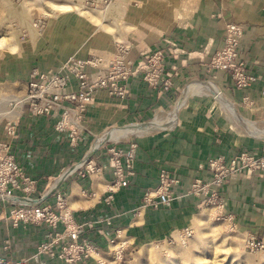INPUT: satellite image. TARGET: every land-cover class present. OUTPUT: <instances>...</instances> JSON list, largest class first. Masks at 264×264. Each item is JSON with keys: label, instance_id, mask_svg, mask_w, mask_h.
<instances>
[{"label": "crops", "instance_id": "crops-1", "mask_svg": "<svg viewBox=\"0 0 264 264\" xmlns=\"http://www.w3.org/2000/svg\"><path fill=\"white\" fill-rule=\"evenodd\" d=\"M95 13L99 21L107 22L106 28L104 23L88 20L82 15L75 16L68 24L70 16L64 17L65 21L57 18L58 21L51 20L46 24L40 36L31 34L12 56L4 61L0 56V112L8 109L13 97L26 92L34 69L56 70L73 56L82 59L92 55L109 57L117 42L132 47L130 55L134 60L144 49L161 47L170 51L165 66L175 75L174 86L167 93H159L137 75L129 80V95L124 99L111 97L105 91L97 92L83 123L85 139L75 148L54 132V119L12 112L13 117L18 116V134L10 138L4 129L6 118H2L0 142L11 145L12 153L27 175L38 181V193L33 195L34 198L40 196L54 177L82 162L96 139L108 130L147 123L160 113L169 115L172 112L169 109L176 107L185 86L191 81L214 84L233 104L231 110L227 108L233 115L264 130V0H115L106 14ZM229 23L244 28L239 52L250 72L258 76L250 90L236 88L229 74L208 67L212 57L224 45ZM247 95L254 102L251 107L242 104ZM202 96L206 95H194L186 100L173 128L138 134L136 177L116 192L112 209L100 201L112 181L107 171L87 179L77 174L65 176L61 188L76 219L110 217L113 228L104 226L107 235L119 228L131 246L140 247L165 240L176 230L193 228L203 214H200L199 201L193 197L179 198L169 208L156 210L142 206L146 191L158 185L159 171L166 169L178 177L180 185L176 193L182 194L188 191L195 178L211 177L207 169L210 158L218 155L230 158L242 151L264 156V137L241 132L239 121ZM134 135L137 134L129 137ZM95 159L100 165L107 163L103 152L96 154ZM83 190L89 195L84 196ZM222 197L225 212L233 216L238 232L264 238V173L231 179L223 188ZM11 208L9 202L0 200V240L12 242L11 249L6 252L8 257L30 258L48 228L12 227L6 219ZM89 238L105 245V238L97 236L96 232ZM0 253H4L2 248ZM42 259L47 260V264H63L45 256Z\"/></svg>", "mask_w": 264, "mask_h": 264}, {"label": "built area", "instance_id": "built-area-1", "mask_svg": "<svg viewBox=\"0 0 264 264\" xmlns=\"http://www.w3.org/2000/svg\"><path fill=\"white\" fill-rule=\"evenodd\" d=\"M81 8L107 12L115 0H73ZM46 22L35 24L39 30L44 29ZM244 35V28L234 23L226 26L223 47L212 57L210 70L223 71L231 77L236 88L250 90L258 81V76L250 72L239 49ZM170 43V42H169ZM175 46V44H171ZM132 47L117 42L115 51L109 57L92 55L86 59L70 57L56 70L40 71L34 69L30 74L26 92L13 97L8 109L0 112V122L5 120V133L10 138L18 134L17 115L45 117L54 119V132L68 141L71 148L78 147L85 139L83 123L89 107L94 103L99 91H105L111 97L124 99L129 95L128 82L132 77L140 75L150 88L159 93H167L174 86L173 73L168 72L165 60L170 51L166 48L154 50L144 49L139 58H131ZM264 96V91L262 92ZM245 106H253L254 102L247 95L242 99ZM97 140V139H96ZM138 144L131 137L118 141H107L102 146L89 152L86 158L67 170L63 175L54 177L48 182L45 190L38 193V181L27 175L24 168L12 153L9 143L0 142V200L9 202L11 209L7 220L11 226H47L48 231L37 245L36 253L26 259H12L6 255L11 249V240H0V264H47L45 256L50 260H58L63 264H114L121 260L125 250L131 244L121 229L114 228L113 234L104 229L113 228L112 219L105 216L78 221L71 210L66 193L61 183L66 176L77 174L82 179L107 171L112 176L111 185L105 196L101 198L107 208L115 205L116 192L127 187L136 177V156ZM103 152L107 157L106 164H98L95 157ZM209 179L195 178L186 193H176L180 185L178 177L161 169L158 185L146 191L143 207L154 209L169 208L172 203L182 197H193L199 201V207L210 208L218 221L228 222L237 231L234 218L225 212V200L222 190L231 180L240 176L250 177L264 173V156H257L242 151L232 157L218 155L207 162ZM84 196H88L83 190ZM94 196V194H90ZM96 232L105 238V245H99L89 238ZM110 235V236H109ZM192 227L174 231L165 240L153 244H186L192 238ZM245 248L252 253L264 251V238L254 233L245 235ZM114 259V260H113Z\"/></svg>", "mask_w": 264, "mask_h": 264}, {"label": "rangeland", "instance_id": "rangeland-1", "mask_svg": "<svg viewBox=\"0 0 264 264\" xmlns=\"http://www.w3.org/2000/svg\"><path fill=\"white\" fill-rule=\"evenodd\" d=\"M76 3L73 0H0V56H2L3 61L5 58L12 56L14 50L20 45L28 41L31 34L40 36L43 33L42 31L45 28L39 30L35 27V24L40 20L47 24L51 20L58 21L59 19L63 21L64 17L70 16L68 17L69 21H67L68 19L66 20L68 24L75 16L82 15L81 17L88 20L104 23V26L107 24L106 21H99L95 13L106 14V12L81 8ZM105 20L108 19L105 18ZM213 86L222 94L214 84ZM194 95H206L202 97L206 100H212L213 105L221 106L229 117L240 122L237 118L239 116L238 113V116L233 115L225 106L219 103L212 93L203 92L201 94H191L190 96L194 97ZM222 96L224 97L223 94ZM224 99L226 98L224 97ZM176 107L169 109V111H172L169 115L160 114L154 120L161 119L166 121L175 119L173 125H171V128H173L178 122L179 111L183 106L179 108L177 115L174 116ZM247 122L250 123L249 121ZM240 124L239 130L241 132L252 134L246 127L242 126V123ZM251 125L261 130L257 126ZM169 128L157 131H164ZM154 132L156 131L149 133ZM262 132L264 137V130ZM136 139H139L138 134L132 136V140L136 142ZM200 214L193 225L194 235L186 244L162 243L161 245H156L152 243L141 247L139 245L130 246L125 250L121 260L113 261L114 264H264V251L252 253L245 248L246 234L236 231L228 222L216 220L210 208L201 209Z\"/></svg>", "mask_w": 264, "mask_h": 264}, {"label": "bare ground", "instance_id": "bare-ground-1", "mask_svg": "<svg viewBox=\"0 0 264 264\" xmlns=\"http://www.w3.org/2000/svg\"><path fill=\"white\" fill-rule=\"evenodd\" d=\"M203 92L212 93L216 97V99L219 101V103H221L226 108H229L230 110L232 109V107H231L232 104H230L226 99H224L222 94L218 90H216V88L213 86V84L205 83V82H201V81L197 80V81H193L191 83H188L185 86L183 93H182V96H181V98L177 104L174 116L177 115L179 108L184 106L187 98L191 94H196V93L201 94ZM231 113L233 114L232 111H231ZM174 120L175 119H171V120L169 119V120L164 121L161 119H156L154 121L143 123V124H131V125H126L124 127H115L113 129L108 130L104 135L99 137L97 139V141L95 142L92 149L94 150V149L100 147L101 145H103L105 142L110 141V140L118 141L121 139H127L132 134H142V133L146 134V133H149L152 131H157L160 129H166L167 127L171 128L172 127L171 125H173ZM240 123H242V126L244 128L246 127V129H248V131L251 132L253 135H256L258 137H263L262 136L263 132L261 130L254 128L246 120L243 119V121H240Z\"/></svg>", "mask_w": 264, "mask_h": 264}]
</instances>
